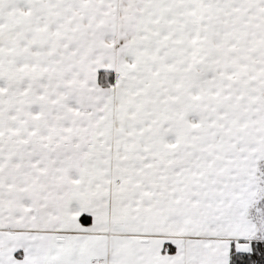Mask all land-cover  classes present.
Listing matches in <instances>:
<instances>
[{"label":"snow or ice","instance_id":"snow-or-ice-1","mask_svg":"<svg viewBox=\"0 0 264 264\" xmlns=\"http://www.w3.org/2000/svg\"><path fill=\"white\" fill-rule=\"evenodd\" d=\"M0 264H264V0H0Z\"/></svg>","mask_w":264,"mask_h":264}]
</instances>
